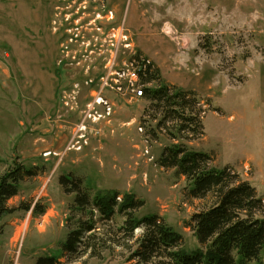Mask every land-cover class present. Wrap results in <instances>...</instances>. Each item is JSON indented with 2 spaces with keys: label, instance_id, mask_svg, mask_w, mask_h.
<instances>
[{
  "label": "rangeland",
  "instance_id": "rangeland-1",
  "mask_svg": "<svg viewBox=\"0 0 264 264\" xmlns=\"http://www.w3.org/2000/svg\"><path fill=\"white\" fill-rule=\"evenodd\" d=\"M144 61L158 76L148 87L198 100L203 135L161 123V107L136 96L143 85L129 74ZM177 145L209 154L264 199V0H0V173L15 163L36 169L6 202L0 264L46 255L60 264L135 262L127 246L141 230L127 240L120 216L94 215V252L61 253L89 217L63 175L89 196L133 194L144 202L137 217L155 214L185 251L200 248L187 223L213 198H189L185 178L159 165ZM247 264H264V255Z\"/></svg>",
  "mask_w": 264,
  "mask_h": 264
},
{
  "label": "trees",
  "instance_id": "trees-1",
  "mask_svg": "<svg viewBox=\"0 0 264 264\" xmlns=\"http://www.w3.org/2000/svg\"><path fill=\"white\" fill-rule=\"evenodd\" d=\"M143 85L142 95L147 101L156 102L162 109L160 122L167 119L178 124L177 131L203 135V126L195 107L198 100L186 92H170L164 85L153 89L148 84L158 76L153 66L141 62L135 71ZM209 154L177 145L165 148L159 158V165L175 170V174L186 181V194L192 199L212 196L213 203L205 210L194 213L187 225L200 248L185 251L182 237L155 214L137 217L144 205L133 194L120 196L114 190L97 191L89 196L80 179L63 175L60 185L67 193H74L75 209L84 211L89 217L77 221L69 230L61 246V253L80 256L94 245L88 242L95 237L97 217L105 222L120 216L123 221L118 228L127 240L134 239L136 230L140 235L134 240V247L127 246L128 260L133 264H247L258 262L264 255V199L256 195L255 189L241 181L231 168H217L211 164ZM36 175L35 168L15 163L0 173V221L10 210L6 202L18 194L21 181ZM70 186L69 188H67ZM86 189V190H85ZM28 211L29 207L26 206ZM39 212H42L40 210ZM2 225L0 223V234ZM87 234V235H86ZM132 247V248H131ZM34 264H60L55 255L39 257Z\"/></svg>",
  "mask_w": 264,
  "mask_h": 264
},
{
  "label": "built area",
  "instance_id": "built-area-1",
  "mask_svg": "<svg viewBox=\"0 0 264 264\" xmlns=\"http://www.w3.org/2000/svg\"><path fill=\"white\" fill-rule=\"evenodd\" d=\"M129 76H130V79H132V80H134V81L137 80V75H136L135 72H131V73L129 74ZM136 96H137V97L142 96V91H141V90H137V92H136Z\"/></svg>",
  "mask_w": 264,
  "mask_h": 264
}]
</instances>
